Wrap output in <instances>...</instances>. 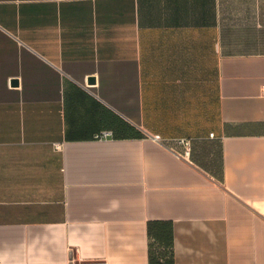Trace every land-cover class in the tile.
Here are the masks:
<instances>
[{
  "label": "crops",
  "instance_id": "0c3cea01",
  "mask_svg": "<svg viewBox=\"0 0 264 264\" xmlns=\"http://www.w3.org/2000/svg\"><path fill=\"white\" fill-rule=\"evenodd\" d=\"M71 256L264 264V0H0V264Z\"/></svg>",
  "mask_w": 264,
  "mask_h": 264
},
{
  "label": "built area",
  "instance_id": "2783aa9c",
  "mask_svg": "<svg viewBox=\"0 0 264 264\" xmlns=\"http://www.w3.org/2000/svg\"><path fill=\"white\" fill-rule=\"evenodd\" d=\"M109 134V131L102 130L95 134L96 138H103L106 137ZM213 132H210V135H212ZM157 137V135H156ZM180 143L184 145V151L183 155H187L190 150V141L187 138L180 137L178 139ZM70 263L71 264H108V260L105 257H82V256H71L70 257Z\"/></svg>",
  "mask_w": 264,
  "mask_h": 264
},
{
  "label": "water",
  "instance_id": "95a60500",
  "mask_svg": "<svg viewBox=\"0 0 264 264\" xmlns=\"http://www.w3.org/2000/svg\"><path fill=\"white\" fill-rule=\"evenodd\" d=\"M94 78L93 77H89L88 80H93ZM12 82H16V79L12 80Z\"/></svg>",
  "mask_w": 264,
  "mask_h": 264
}]
</instances>
